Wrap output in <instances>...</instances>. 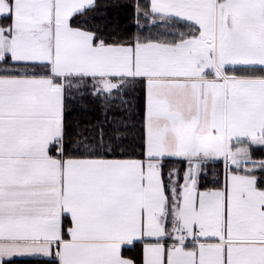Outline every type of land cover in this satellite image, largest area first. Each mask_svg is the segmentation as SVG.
<instances>
[{
  "label": "snow or ice",
  "instance_id": "6c2138e0",
  "mask_svg": "<svg viewBox=\"0 0 264 264\" xmlns=\"http://www.w3.org/2000/svg\"><path fill=\"white\" fill-rule=\"evenodd\" d=\"M96 7L0 0V262L264 264V0H137L124 38Z\"/></svg>",
  "mask_w": 264,
  "mask_h": 264
},
{
  "label": "trees",
  "instance_id": "16d2710c",
  "mask_svg": "<svg viewBox=\"0 0 264 264\" xmlns=\"http://www.w3.org/2000/svg\"><path fill=\"white\" fill-rule=\"evenodd\" d=\"M147 0H139L141 5L145 4ZM137 0H96L97 7L89 12L86 15L91 17V20L88 22L90 28H99L103 34L107 35L113 30H116L117 35L121 38L132 36L139 31V28L136 24V12L134 6L136 5ZM80 21V18L77 17L74 20V25ZM142 24H145V32L149 30L147 27V22L141 18L140 21ZM155 31H163V26L154 27L151 29ZM101 101L97 98H94L90 95H85L82 100H78L75 105L71 106L74 108L72 116H76L77 113L80 114L82 125H87L89 121L95 123L99 117ZM84 106L88 109L87 112L82 110ZM251 157L252 159H264V147L251 146ZM173 166L172 164H166L165 170L168 167ZM219 171L222 173L223 164L217 166ZM258 176H264V170L257 169L254 173ZM211 177V173H209ZM125 256L129 258H134L138 262L141 258V246L137 245L134 248H126L124 252ZM52 261H36V260H20L17 261V264H51Z\"/></svg>",
  "mask_w": 264,
  "mask_h": 264
},
{
  "label": "crops",
  "instance_id": "0c3cea01",
  "mask_svg": "<svg viewBox=\"0 0 264 264\" xmlns=\"http://www.w3.org/2000/svg\"><path fill=\"white\" fill-rule=\"evenodd\" d=\"M9 259H10L11 264H17V261H20V260H32V259L36 261H41V260L52 261V257H45L41 254L18 255V256L9 258ZM0 264H2V262H0Z\"/></svg>",
  "mask_w": 264,
  "mask_h": 264
},
{
  "label": "rangeland",
  "instance_id": "374dc122",
  "mask_svg": "<svg viewBox=\"0 0 264 264\" xmlns=\"http://www.w3.org/2000/svg\"><path fill=\"white\" fill-rule=\"evenodd\" d=\"M253 161H256V162H259V161H262L264 159H252Z\"/></svg>",
  "mask_w": 264,
  "mask_h": 264
}]
</instances>
